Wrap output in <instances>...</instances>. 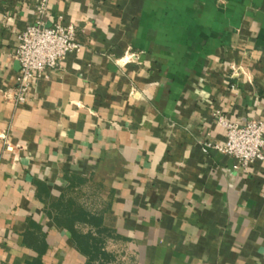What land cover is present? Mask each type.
Returning a JSON list of instances; mask_svg holds the SVG:
<instances>
[{
    "label": "crops",
    "instance_id": "obj_1",
    "mask_svg": "<svg viewBox=\"0 0 264 264\" xmlns=\"http://www.w3.org/2000/svg\"><path fill=\"white\" fill-rule=\"evenodd\" d=\"M44 0H0V264H264V0H48L80 52L16 95Z\"/></svg>",
    "mask_w": 264,
    "mask_h": 264
},
{
    "label": "built area",
    "instance_id": "obj_2",
    "mask_svg": "<svg viewBox=\"0 0 264 264\" xmlns=\"http://www.w3.org/2000/svg\"><path fill=\"white\" fill-rule=\"evenodd\" d=\"M48 5V0H44L36 22L19 35L16 52L20 64L16 95L19 102L26 100L30 86L47 70L60 68L69 53L80 52L83 48L78 41L75 24H66L62 19L47 23L45 16ZM219 123L226 128V139L223 142H207L205 153L214 149L234 158L236 169L248 170L256 160H264L263 121L252 119L246 124H240L220 116Z\"/></svg>",
    "mask_w": 264,
    "mask_h": 264
}]
</instances>
